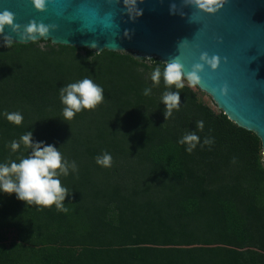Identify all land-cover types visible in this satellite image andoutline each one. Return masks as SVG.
I'll return each instance as SVG.
<instances>
[{"label": "trees", "instance_id": "1", "mask_svg": "<svg viewBox=\"0 0 264 264\" xmlns=\"http://www.w3.org/2000/svg\"><path fill=\"white\" fill-rule=\"evenodd\" d=\"M41 42L8 48L0 39V163L28 155L10 144L32 131L77 171L60 177L67 213L0 192V264H264V166L253 132L187 84L165 120L156 58ZM84 78L104 101L64 121L59 90ZM189 131L200 137L191 153L178 143ZM206 137L214 143L201 147ZM104 152L111 167L96 163Z\"/></svg>", "mask_w": 264, "mask_h": 264}, {"label": "water", "instance_id": "2", "mask_svg": "<svg viewBox=\"0 0 264 264\" xmlns=\"http://www.w3.org/2000/svg\"><path fill=\"white\" fill-rule=\"evenodd\" d=\"M136 8L143 14L133 20L123 0H48L45 11L36 10L31 0H0V11L13 12L21 30L33 20L56 25L38 39L54 45L129 51L164 64L176 59L186 71L204 52L219 56L218 68L205 65L202 83L195 87L227 119L257 136L264 157V0H223L214 14L184 0H137ZM5 34L14 43L33 42L19 41L7 27Z\"/></svg>", "mask_w": 264, "mask_h": 264}, {"label": "clouds", "instance_id": "3", "mask_svg": "<svg viewBox=\"0 0 264 264\" xmlns=\"http://www.w3.org/2000/svg\"><path fill=\"white\" fill-rule=\"evenodd\" d=\"M48 0H31L34 8L38 11H45ZM142 2V0H141ZM186 5H191L200 12L207 14L216 13L222 6L223 0H184ZM130 17L135 20L142 15V10L136 8L137 0H123ZM176 5L172 4L170 11L175 13ZM20 37L19 41H37L40 38L47 37L50 29L55 30L56 25H45L37 23L35 20L30 21L26 26L15 23V14L7 9L0 11V38L4 46L11 48L14 42L11 35L5 34V28ZM125 35H128L126 31ZM91 47L95 48L93 43ZM199 63L192 65L190 71L178 60L173 59L166 61L163 70L157 65L151 74L153 86H158L161 78L166 89L161 97V102L165 105L164 117L167 120L172 116L174 110L180 108V89L186 84L189 87H195L202 83L201 72L204 71L205 65L212 70H216L220 64V57L217 55L209 56L207 52L200 55ZM175 87L177 91L170 90ZM227 86L221 89V94H226ZM151 88H145L143 94L150 96ZM59 97L63 107L64 121L71 120L82 110H94L104 101V89L96 84L90 78H84L74 83H69L59 90ZM3 115L6 119L17 126L23 123V115L19 111L7 112ZM204 122L197 121L196 129L203 131ZM179 144L186 145V151L191 153L198 144L200 137L196 131H189L179 141ZM214 140L206 137L201 147L212 145ZM23 145L30 149L28 155L17 160H8L0 163V192L12 195L25 202L26 205H35L44 208H50L55 205L57 211L68 212L64 206L65 199L70 196L67 187L63 186L60 180L61 176H67L69 171H77L75 161H69L62 155L54 145L46 144L43 141H34L33 132L28 131L23 134L19 140H13L10 144L11 150L16 152ZM96 163L102 167H111L113 163L112 156L104 152L98 155Z\"/></svg>", "mask_w": 264, "mask_h": 264}, {"label": "rangeland", "instance_id": "4", "mask_svg": "<svg viewBox=\"0 0 264 264\" xmlns=\"http://www.w3.org/2000/svg\"><path fill=\"white\" fill-rule=\"evenodd\" d=\"M45 43H46V41H42L41 43L38 44V47L43 48V46L45 45ZM49 44H51V43L49 42ZM51 45H54V44H51ZM78 50H79L78 53H79V54H82V51H81L80 49H78ZM95 53H98V51H95ZM118 53H123V54H129V55L140 56V57L144 58V59L146 60V62H147L148 59L153 58V57L146 58V57H144V56H141V55H139V54H136V53H134V52H129V51L118 52ZM203 94H204V93H203ZM202 99H203V101H204L207 105H209L213 110H217L216 107L214 106V104L211 103V100L209 99L208 96H206V95L204 94V95L202 96ZM262 164H263V166H264V157H263V156H262Z\"/></svg>", "mask_w": 264, "mask_h": 264}]
</instances>
